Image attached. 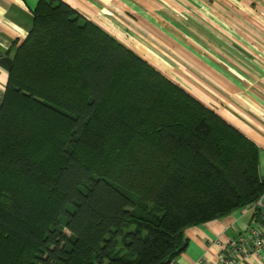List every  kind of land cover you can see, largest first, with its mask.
Segmentation results:
<instances>
[{"label":"trees","instance_id":"obj_1","mask_svg":"<svg viewBox=\"0 0 264 264\" xmlns=\"http://www.w3.org/2000/svg\"><path fill=\"white\" fill-rule=\"evenodd\" d=\"M261 194L249 138L65 2H38L0 104V264H169L185 229Z\"/></svg>","mask_w":264,"mask_h":264},{"label":"crops","instance_id":"obj_2","mask_svg":"<svg viewBox=\"0 0 264 264\" xmlns=\"http://www.w3.org/2000/svg\"><path fill=\"white\" fill-rule=\"evenodd\" d=\"M40 0H0V104ZM213 109L258 150L264 178V0H61ZM236 5V9L235 6ZM251 206L185 229L169 264H219L255 223ZM242 264H264V251Z\"/></svg>","mask_w":264,"mask_h":264},{"label":"built area","instance_id":"obj_3","mask_svg":"<svg viewBox=\"0 0 264 264\" xmlns=\"http://www.w3.org/2000/svg\"><path fill=\"white\" fill-rule=\"evenodd\" d=\"M255 211V223L229 243L220 257L219 264H242L250 254L264 251V194L250 205Z\"/></svg>","mask_w":264,"mask_h":264},{"label":"rangeland","instance_id":"obj_4","mask_svg":"<svg viewBox=\"0 0 264 264\" xmlns=\"http://www.w3.org/2000/svg\"><path fill=\"white\" fill-rule=\"evenodd\" d=\"M224 2H225L224 0H222V2L219 1V3L222 4V5H225ZM234 6H235V9H236V5H234ZM176 84H177V83H176ZM131 229H133V227H126V228H125V231H127V230H131Z\"/></svg>","mask_w":264,"mask_h":264}]
</instances>
